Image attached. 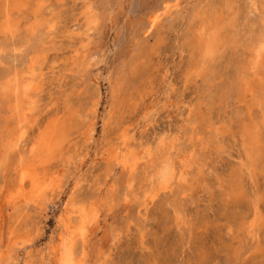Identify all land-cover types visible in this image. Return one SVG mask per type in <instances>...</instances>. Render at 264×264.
<instances>
[{"label":"rangeland","instance_id":"rangeland-1","mask_svg":"<svg viewBox=\"0 0 264 264\" xmlns=\"http://www.w3.org/2000/svg\"><path fill=\"white\" fill-rule=\"evenodd\" d=\"M22 1L18 32L0 58V264H60L68 230L57 216L70 193L92 218L86 239L74 237L71 264H264V85L251 99L240 70L264 0H182L150 30L148 18L174 0ZM221 14L224 44L194 75L193 35ZM31 64L35 86L25 98L12 81L29 77ZM19 105L33 106L35 120L22 144ZM52 120L57 145L39 171L54 190L38 205L11 202ZM243 125L257 129L252 159ZM126 135L132 168L109 158ZM167 156L185 180L164 191L153 175ZM30 189L25 181L26 197ZM77 207L65 206L71 231L80 227ZM257 218L263 224L252 236Z\"/></svg>","mask_w":264,"mask_h":264},{"label":"bare ground","instance_id":"bare-ground-1","mask_svg":"<svg viewBox=\"0 0 264 264\" xmlns=\"http://www.w3.org/2000/svg\"><path fill=\"white\" fill-rule=\"evenodd\" d=\"M181 1L182 0H174L173 2H171V1L169 3L166 2L161 10L155 12L154 14H152L150 16V18H148L149 19V26H148L149 28L148 29L150 30L157 22H159L161 16H165V14L168 15V13L171 10L177 9V7L182 4V3L180 4ZM25 5H26V3L23 2L22 0H5L3 5L0 6V37H4V39L0 42V58L2 55L1 52H2L3 41L8 39L9 37L11 39L14 38L16 35V32H18L20 20L18 21L16 13L19 11L21 12L22 7H25ZM41 6H40V4H38V7L32 13L33 17L35 18V22H39V19L41 17L40 9H39V7H41ZM213 10H214V8H213ZM213 12H215V11H213ZM224 16H225L224 14H221L219 16H213V18L211 17V19L207 18L206 20H203L199 24L197 31L193 35L194 36L193 40L190 43V48H191L190 64H191V70H192L191 72H193L194 75L195 74L198 75V74L202 73V70L207 67V64L209 63V61L214 59L215 55L218 53V51H220L219 50L220 46L222 44H224V41H225L224 39H226L225 36L223 35V30L225 27ZM232 17H235V16H232ZM35 29L36 28L34 27V25H30L31 33H34ZM12 44H13V42H12ZM245 44L247 45L248 43H245ZM0 62H1V59H0ZM243 65L244 66H242L240 69L241 72H244V76H245L243 79V82H242V88H243L244 94L248 93L251 96L250 98L252 99V98H254L257 90L260 87H262V85H264V83H263L264 82V19L262 21V26L259 30L258 35L254 39V41L248 46V60ZM29 71H30L29 72L30 76L25 77V78L23 77V82H20L18 80L17 76H15L13 81L11 80L12 82H14V81L17 82V84H16L17 88H16L15 92L17 93V92H19V90L20 91L22 90L21 91L23 93L22 96H24L25 98H27L30 95V93L32 92V90L35 86V84H34L35 81L33 82V80H32L33 76L35 75L33 73L34 70H33L32 64L30 65ZM242 88H241V90H242ZM20 106L21 105H19L17 107V110H18V112H17L18 129H17L16 141L19 142L20 144H22V142L24 141V139L26 137L28 127H30V124L34 123L33 121H35V120H29V116L31 115L32 110L34 109L33 106L26 107V108L24 106H21V107ZM55 120H57V119H55ZM58 121L59 120H57V122ZM58 132H59V126L56 123V121L52 120L47 124V128L42 132L41 136L38 137L36 145L31 149V155H32L33 159L31 162H29L30 166L29 167L27 166L28 168L24 167L25 169H23L21 171V176L17 182L16 191L10 193L9 198H10L11 202H15L17 198L21 197L24 199V201L25 200H31L36 205H38L40 200H42V198L45 196L47 188L48 187L50 188L52 186L51 184L45 185L44 180L42 179V176L40 175L41 172L39 171L40 170L39 166H40V164L44 163V155L52 153L53 149L56 147V145H57L56 140H57ZM242 133L244 135L243 136L244 137L243 145H244L246 155H247V157L252 159V156L256 153V151L258 149L259 137L257 134L256 126L255 125H252V126L243 125ZM128 138H129V136H127V135L124 136V138L122 139V146L112 149V151L109 153V155H110L109 158L112 160V162L115 166L121 165L123 168H125V167L132 168V165L137 163V162H135L137 159H135L134 157L132 158L131 148L129 146H126V141ZM148 155H149V157H152V155L150 153ZM153 159H154V157H153ZM43 170H44V167H43ZM153 179L157 181V185L159 186V188L163 189L165 191L166 189L168 190L170 188L171 183L174 179H177L178 183H182L185 180V172H184V170H181L180 172L176 173L174 164L172 163L171 159L167 156L166 158H164L161 161V165L155 171V174L153 175ZM25 181H27L31 185V189L29 191V193H30L29 197H26L27 195L23 192V186H24ZM73 189H74V187L71 189V191ZM53 190H54V188L51 187V191H53ZM162 191H159V192H162ZM71 196H72V193H70L67 200L63 204L64 205L63 212L57 216V221L62 224L63 228L68 230L67 231L68 232L67 233L68 238H67L66 244L64 243L65 244L64 249L61 250V253H60V251H58L60 253V256H59L60 264H67L68 260L71 264V261H72L71 258L75 252L74 237L77 234V235H81L83 240L86 239V235L84 234V232L87 228L88 222L92 219L91 218L89 220L88 213L87 214L85 213V210L82 206L77 207L75 205V203H73ZM150 198H152V196ZM144 201L146 202V200H144ZM67 204L70 205L71 208L77 207V209H78L79 218L77 219V224L80 225V227L78 226L79 230L71 231L69 229L70 228V226H69V222H70L69 218L70 217L67 216L69 212L64 211L65 206ZM143 204H144V202H142V205ZM93 217H94V215H93ZM262 224H263L262 220H260L258 218L251 221L249 226H248L249 227L248 232L252 236H256V234H255L256 228H259ZM27 241L28 240H24V242H27ZM56 254H57V252H56ZM54 256H55V254H54ZM56 257H57V255H56ZM70 259H71V261H70ZM23 264H27V262L23 261Z\"/></svg>","mask_w":264,"mask_h":264}]
</instances>
